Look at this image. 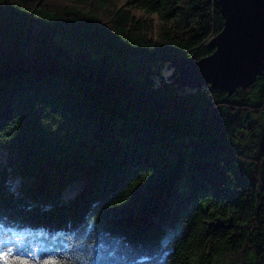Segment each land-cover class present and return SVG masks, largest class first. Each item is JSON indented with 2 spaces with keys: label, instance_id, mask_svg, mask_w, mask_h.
Here are the masks:
<instances>
[{
  "label": "trees",
  "instance_id": "trees-1",
  "mask_svg": "<svg viewBox=\"0 0 264 264\" xmlns=\"http://www.w3.org/2000/svg\"><path fill=\"white\" fill-rule=\"evenodd\" d=\"M223 22L217 0L0 4L8 264H264V70L156 80Z\"/></svg>",
  "mask_w": 264,
  "mask_h": 264
},
{
  "label": "water",
  "instance_id": "water-1",
  "mask_svg": "<svg viewBox=\"0 0 264 264\" xmlns=\"http://www.w3.org/2000/svg\"><path fill=\"white\" fill-rule=\"evenodd\" d=\"M217 1L224 22L211 44L215 52L198 62L170 64L174 66L172 75L180 72L176 80L197 86L210 81L232 90L264 70V0Z\"/></svg>",
  "mask_w": 264,
  "mask_h": 264
},
{
  "label": "rangeland",
  "instance_id": "rangeland-1",
  "mask_svg": "<svg viewBox=\"0 0 264 264\" xmlns=\"http://www.w3.org/2000/svg\"><path fill=\"white\" fill-rule=\"evenodd\" d=\"M122 3H123V1H122ZM132 14L134 15L135 18H140V17L146 18L148 16V15L143 14L142 12H140L138 10H132ZM151 18H153L155 23H156V16H151ZM173 71H174V66H172L170 63H165L163 65L161 64V71L159 74L160 76L156 80L157 81H160V80L168 81L172 77L180 75V72H176L174 75H172ZM245 141H247V139Z\"/></svg>",
  "mask_w": 264,
  "mask_h": 264
},
{
  "label": "snow or ice",
  "instance_id": "snow-or-ice-1",
  "mask_svg": "<svg viewBox=\"0 0 264 264\" xmlns=\"http://www.w3.org/2000/svg\"><path fill=\"white\" fill-rule=\"evenodd\" d=\"M4 0H0V4H3ZM13 252V249L9 248L6 250H0V262H2V264H8V261L11 257V254ZM17 262L18 264H28L27 261H23V260H19V258H17ZM45 264H58L57 261L55 260H50V261H45Z\"/></svg>",
  "mask_w": 264,
  "mask_h": 264
}]
</instances>
